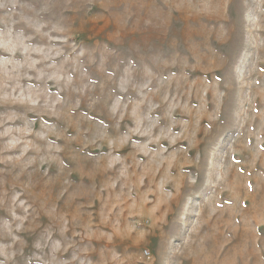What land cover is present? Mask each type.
Wrapping results in <instances>:
<instances>
[{"label": "rangeland", "instance_id": "rangeland-1", "mask_svg": "<svg viewBox=\"0 0 264 264\" xmlns=\"http://www.w3.org/2000/svg\"><path fill=\"white\" fill-rule=\"evenodd\" d=\"M0 264H264V0H0Z\"/></svg>", "mask_w": 264, "mask_h": 264}]
</instances>
